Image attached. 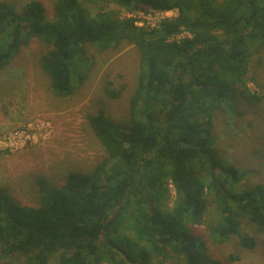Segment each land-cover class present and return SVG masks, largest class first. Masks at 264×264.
I'll return each instance as SVG.
<instances>
[{"label": "trees", "instance_id": "trees-1", "mask_svg": "<svg viewBox=\"0 0 264 264\" xmlns=\"http://www.w3.org/2000/svg\"><path fill=\"white\" fill-rule=\"evenodd\" d=\"M88 1L115 9L93 14L80 0H56L49 20L40 1L20 11L0 2V72L41 40L51 48L41 65L58 98L73 94L71 77L82 78L76 68L86 62L88 45L108 51L130 44L141 59L127 121L112 123L102 111L89 117L105 161L90 172L70 173L61 185L37 176L38 207L20 206L0 189V264L14 258L24 264H151L154 255L223 264L191 229L203 223L207 190L221 214L210 227L214 243L237 238L243 250L253 251L257 242L242 232L241 220L264 233V185L244 184L246 173L219 155L211 130L224 103L231 100L234 111L240 101L261 100L237 85L252 79V58L264 49V0H224L220 6L216 0ZM145 7L179 14L153 29L119 18L123 9ZM182 29L191 38L168 41ZM167 180L176 194L170 210L161 202ZM127 213L134 238L120 235Z\"/></svg>", "mask_w": 264, "mask_h": 264}, {"label": "rangeland", "instance_id": "rangeland-1", "mask_svg": "<svg viewBox=\"0 0 264 264\" xmlns=\"http://www.w3.org/2000/svg\"><path fill=\"white\" fill-rule=\"evenodd\" d=\"M31 1L0 0L18 11ZM36 1L44 5L48 19L53 20L56 0ZM80 2L93 14L100 8L115 9L110 2ZM223 2L216 0L219 6ZM119 18L127 21L124 13L119 14ZM50 49L46 43L34 39L0 72V142L6 143L16 136L17 140L12 143L18 144L13 150L0 145V189L7 190L12 200L23 207H38L34 182L37 176L61 185L70 173L90 172L108 158L90 129L89 117L102 111L112 123L127 121L141 71L140 55L133 45L123 44L108 51L88 45L85 47L86 62L76 68L82 78L75 74L71 77L73 94L58 98L52 93L41 65L42 57ZM261 51V60L255 55L250 64L252 79L255 75L257 79L249 78L245 86L237 85L239 91L257 93L261 100L255 103L240 101L234 111L229 108L231 100L224 103L214 113L211 130L213 147L227 164L246 173L244 184L248 186L264 185V49ZM217 172L222 173L220 169ZM161 198L165 209L174 207L176 194L168 180ZM213 199V192L207 190L203 223L191 226L193 233L203 238L207 254L223 264H264V233L256 232L246 218L241 220L242 232L256 240L253 251L243 250L237 238L223 244L214 243L210 227L219 221L221 214ZM123 216L126 225L119 230L120 235L134 238L129 214ZM230 256H239L240 260L230 261ZM151 261V264H183L182 260L162 261L158 255ZM111 263L110 259L103 261V264ZM2 264L24 263L14 258ZM52 264H57V260Z\"/></svg>", "mask_w": 264, "mask_h": 264}, {"label": "built area", "instance_id": "built-area-1", "mask_svg": "<svg viewBox=\"0 0 264 264\" xmlns=\"http://www.w3.org/2000/svg\"><path fill=\"white\" fill-rule=\"evenodd\" d=\"M124 13L127 16V21H133L136 26L141 27V28H156L162 21L166 19H171V18H176L179 14L178 10H171V11H154V10H148V11H132V12H126L125 10H121L119 14ZM184 38H191V35L185 31L184 29L181 30V32L175 36H172L168 39V41H177L179 42L180 40ZM17 140L16 136H12L8 142H0V145L4 144V148L6 149H17L18 144L14 145L12 141ZM171 185L174 189L175 193V188L171 182Z\"/></svg>", "mask_w": 264, "mask_h": 264}, {"label": "water", "instance_id": "water-1", "mask_svg": "<svg viewBox=\"0 0 264 264\" xmlns=\"http://www.w3.org/2000/svg\"><path fill=\"white\" fill-rule=\"evenodd\" d=\"M145 8H147V9H145V10H148L149 9V7H145ZM67 55H68V52H66L65 53V57H67ZM219 168H217V170H218ZM149 207H150V205H149Z\"/></svg>", "mask_w": 264, "mask_h": 264}]
</instances>
